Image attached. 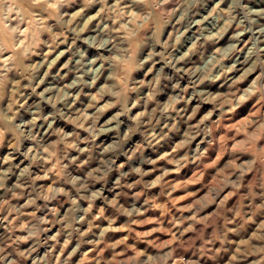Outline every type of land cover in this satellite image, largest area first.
<instances>
[{"label":"rangeland","instance_id":"1","mask_svg":"<svg viewBox=\"0 0 264 264\" xmlns=\"http://www.w3.org/2000/svg\"><path fill=\"white\" fill-rule=\"evenodd\" d=\"M0 264H264V0H0Z\"/></svg>","mask_w":264,"mask_h":264}]
</instances>
